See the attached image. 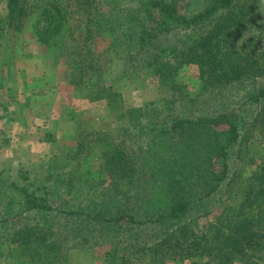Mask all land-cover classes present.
Returning a JSON list of instances; mask_svg holds the SVG:
<instances>
[{"label":"trees","instance_id":"trees-1","mask_svg":"<svg viewBox=\"0 0 264 264\" xmlns=\"http://www.w3.org/2000/svg\"><path fill=\"white\" fill-rule=\"evenodd\" d=\"M15 1L9 0L11 19ZM141 2L145 9L129 13L132 27H112L118 33L114 46L129 42L128 50H135L128 53L131 58L151 51L143 59L144 70L170 88L184 69L195 66L199 91L193 97L173 93L160 105L145 103L119 115L114 130L104 133L110 137L99 175L105 185L95 193L99 202L94 205L55 207L48 187L26 171L21 170L20 181L0 171V189L20 196L17 211L2 219L21 223L11 233L21 248L17 260L64 264L63 243L55 231L60 216L74 225L75 239L105 246V264H264V160L243 178L236 200L208 219L214 198L232 180V149L244 130L258 126L264 143V84L245 94L235 109L199 107L206 94L221 96L229 87L264 79V0H207L190 15L171 0ZM30 22L46 50L60 47L68 20L59 1L47 2ZM4 29L0 17V37ZM181 31L197 32V37L162 42ZM99 77L92 75L85 83L71 82V77L68 83L92 88L102 83ZM54 125L46 130L45 141L57 140ZM122 128L126 131L111 135ZM123 134L142 140L137 150L130 151L125 138L112 145ZM13 202L11 197L8 209ZM32 216L35 221L29 223Z\"/></svg>","mask_w":264,"mask_h":264},{"label":"rangeland","instance_id":"rangeland-1","mask_svg":"<svg viewBox=\"0 0 264 264\" xmlns=\"http://www.w3.org/2000/svg\"><path fill=\"white\" fill-rule=\"evenodd\" d=\"M49 1L52 0H16V16L11 19L9 0H0V17L5 24L0 37V171L11 181H20L21 170L26 171L33 180L48 187L55 207H86L99 202L95 193L105 185L101 183L99 175L102 151L110 137L104 133L114 130L116 119L131 107L150 102H160V105L173 93L195 96L199 91L198 69L195 66L184 69L176 85L170 88L161 83L159 77L144 70L146 61L142 64L143 59L151 51L148 54L137 53L136 57L131 58L127 55L135 50H128L129 42L114 46V35L118 33L112 32V27H132L129 13L136 12L138 8L145 9L142 0H57L66 13L68 24L62 45L46 50L47 46L34 38L30 21ZM171 1L188 15L202 10L207 2ZM27 13L30 15L26 16ZM195 37L197 32L181 31L172 33L168 40L163 39L162 42L176 43ZM131 59L136 60L122 66L124 61L130 62ZM43 73L44 77L35 79ZM58 73L64 75V83L69 82L71 77V82L82 80L85 83L88 77L97 74H100L98 79L102 83H96L98 85L92 88L88 87L89 84L75 86V83H69L70 88L66 86L62 92L65 84L59 82ZM261 84H264V79L259 78L255 83L246 82L227 88L222 97L206 94L200 98L203 101L199 102V107L206 111L235 109L241 105L245 94ZM23 87H26L25 92ZM76 92H79L78 96ZM59 93L66 94L68 98L59 96ZM192 109L196 111L194 106ZM24 111L33 115L27 118L28 125L21 119ZM55 123L59 142L45 141V129L52 131ZM125 131L122 128L111 135ZM124 138L130 151L137 150L142 142L137 137L123 134L118 139L115 137L112 145L121 143ZM263 160V136L258 126H251L244 130L241 142L232 149V180L214 198L211 203L214 211L208 219L220 214L225 204L236 200V192L243 178L250 176ZM11 197L14 202L8 209ZM19 200L17 193L9 194L0 189V264H23L17 260V251L21 250L14 241L17 237L12 238L11 235L21 223L2 221L10 215L8 212L17 211L21 204ZM205 220L202 219L200 224H204ZM34 221L32 216L29 223ZM55 222L56 236L62 241L66 256L64 264H105L103 244H86L75 239L72 232L74 225L63 217H57ZM8 234L10 239L7 238Z\"/></svg>","mask_w":264,"mask_h":264},{"label":"crops","instance_id":"crops-1","mask_svg":"<svg viewBox=\"0 0 264 264\" xmlns=\"http://www.w3.org/2000/svg\"><path fill=\"white\" fill-rule=\"evenodd\" d=\"M9 46H10V44H9ZM57 76H59V82L62 84V83H64V78H63V76L60 74V73H58L57 74ZM61 76H62V78H61ZM39 77V79L41 78V77H44V74H41V75H37V77H35V79H37ZM22 79H24L23 77H22ZM25 80V79H24ZM59 83V84H60ZM24 84V83H23ZM65 85H63L62 86V92H63V89H65L64 87H66V86H69V88H70V84L67 82V83H64ZM25 85V84H24ZM24 88V87H23ZM26 91V87L23 89V92H25ZM69 90V89H68ZM21 91H22V89H21ZM27 91H28V89H27ZM36 90H34L33 92H35ZM40 91H42V89H40ZM46 91V90H45ZM44 91V92H45ZM44 92L42 93V94H44ZM68 93V92H67ZM35 94H37V93H35ZM59 96H61V97H64L65 99H67L68 98V96L66 95V94H64V93H59ZM20 98V97H19ZM18 98V99H19ZM25 113H24V115H23V117L21 118L22 119V121L24 122V124L25 125H28L27 124V118H29V117H33V115H30L28 112L29 111H24ZM30 119V118H29ZM45 130H48V128L47 129H45ZM31 131V130H30ZM46 132V131H45ZM28 135H29V130H28ZM56 142H59V140H58V136H57V140L55 141V142H51V143H56Z\"/></svg>","mask_w":264,"mask_h":264}]
</instances>
